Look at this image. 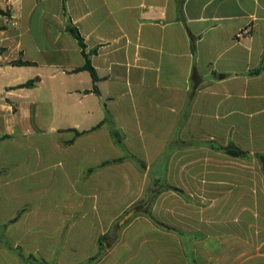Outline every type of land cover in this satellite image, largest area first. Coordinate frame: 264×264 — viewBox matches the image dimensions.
Here are the masks:
<instances>
[{
    "label": "crops",
    "instance_id": "1",
    "mask_svg": "<svg viewBox=\"0 0 264 264\" xmlns=\"http://www.w3.org/2000/svg\"><path fill=\"white\" fill-rule=\"evenodd\" d=\"M0 9V264H264V0Z\"/></svg>",
    "mask_w": 264,
    "mask_h": 264
},
{
    "label": "trees",
    "instance_id": "2",
    "mask_svg": "<svg viewBox=\"0 0 264 264\" xmlns=\"http://www.w3.org/2000/svg\"><path fill=\"white\" fill-rule=\"evenodd\" d=\"M0 13H4L3 10L0 9ZM67 29H68V32L78 41L79 45L82 47L83 55L85 58V65L82 69L88 70L92 75L94 83H96L97 75H96L94 68L91 65L90 54L86 53V51H85L86 46L84 44V40H83L78 28L69 24ZM12 64L13 65H30L31 63L19 60V61L13 62ZM263 70H264V57L262 59L260 66L258 68H256L255 70H253L252 74H259ZM35 83H36V79L30 80L26 84H24L22 87H33L35 85ZM94 90L97 92L96 86H95ZM108 120L109 119L106 117L103 122L108 121ZM103 122L100 123L97 127L101 126L103 124ZM113 136L116 138L117 142L120 143V141H121L120 135L117 132L113 131ZM220 149H223L226 153H228L229 155L234 156V157H249V155H250L248 152L243 151V150H241V149H239L233 145H229L227 147H221ZM255 157L260 160V162L262 163V166L264 168V154H255ZM115 161H117V162L122 161V159H117V160H112V161L109 160V161L104 162L102 165H104V166L110 165L111 163H113ZM157 186H158V184H155V186L150 191L157 189ZM163 188L181 191L180 189H178L176 187L168 186V185H164ZM100 245H101V241H100ZM15 250L17 251V254L22 257V248H20L18 246ZM28 260H30V263H32V264H48L44 259L33 258V256H30V258H28Z\"/></svg>",
    "mask_w": 264,
    "mask_h": 264
},
{
    "label": "built area",
    "instance_id": "3",
    "mask_svg": "<svg viewBox=\"0 0 264 264\" xmlns=\"http://www.w3.org/2000/svg\"><path fill=\"white\" fill-rule=\"evenodd\" d=\"M249 33H250V28H247V27L242 28L236 33V38L237 39L244 38L248 36Z\"/></svg>",
    "mask_w": 264,
    "mask_h": 264
},
{
    "label": "water",
    "instance_id": "4",
    "mask_svg": "<svg viewBox=\"0 0 264 264\" xmlns=\"http://www.w3.org/2000/svg\"><path fill=\"white\" fill-rule=\"evenodd\" d=\"M153 196H154V195H152V198H153ZM152 198H150V199L148 200V202H147L146 205H149V203H150V201H151ZM133 213H134V211L129 212V213L125 216V220L128 219L129 217H131V216L133 215Z\"/></svg>",
    "mask_w": 264,
    "mask_h": 264
}]
</instances>
